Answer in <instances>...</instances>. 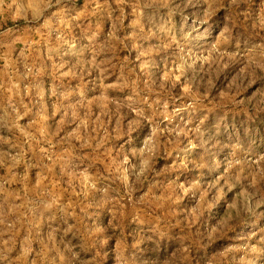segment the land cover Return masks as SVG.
<instances>
[{"label":"rangeland","instance_id":"1","mask_svg":"<svg viewBox=\"0 0 264 264\" xmlns=\"http://www.w3.org/2000/svg\"><path fill=\"white\" fill-rule=\"evenodd\" d=\"M261 119L264 0H0V264H264Z\"/></svg>","mask_w":264,"mask_h":264},{"label":"trees","instance_id":"2","mask_svg":"<svg viewBox=\"0 0 264 264\" xmlns=\"http://www.w3.org/2000/svg\"><path fill=\"white\" fill-rule=\"evenodd\" d=\"M251 127H254V129H256V131L258 132V135H261V133L264 132V119H261L260 121H258L255 124L251 123ZM213 168H215V166H212L211 169H213ZM211 169H207L208 172ZM191 172H192L193 176H195V177L198 174L202 173V172H198L194 168L192 169ZM203 174H207V172L205 173V171H204ZM217 219H218L217 213L215 211H211L210 213H204L203 216L201 217L200 221H201L202 225H209V224L216 223ZM234 221H235L234 227H236V229L238 230V229L242 228L246 224V222L249 221V219H247L246 215L240 214Z\"/></svg>","mask_w":264,"mask_h":264}]
</instances>
